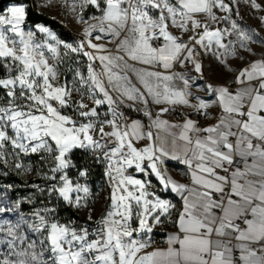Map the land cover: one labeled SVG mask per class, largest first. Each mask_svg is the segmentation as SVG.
Masks as SVG:
<instances>
[{
	"label": "snow or ice",
	"instance_id": "6c2138e0",
	"mask_svg": "<svg viewBox=\"0 0 264 264\" xmlns=\"http://www.w3.org/2000/svg\"><path fill=\"white\" fill-rule=\"evenodd\" d=\"M239 2L64 0L84 25L76 44L26 29L23 4L0 13V177H36L23 196L0 183V264H264V37L234 18ZM205 57L228 79L197 83ZM96 164L108 194L94 218Z\"/></svg>",
	"mask_w": 264,
	"mask_h": 264
},
{
	"label": "rangeland",
	"instance_id": "374dc122",
	"mask_svg": "<svg viewBox=\"0 0 264 264\" xmlns=\"http://www.w3.org/2000/svg\"><path fill=\"white\" fill-rule=\"evenodd\" d=\"M35 4V8L39 12H43L46 14V16H49L52 19L58 20L60 23H62L70 32L75 34L76 39L74 38H69V39H61L58 35V33L50 28L47 25L44 24H35L31 25L25 22V27L26 29H31V30H36V27L39 26H44L49 28L56 36L58 39L67 42V43H73L76 44L79 40L83 38L82 33H83V28L84 25L80 24L77 22L76 18V13H73L69 11V6L64 3V0H32ZM258 3H260L262 6H264V0H257ZM23 4L27 7L26 3L23 0H19L17 2H11L7 4L4 8V10L0 13H3L6 11V9L9 6L12 5H20ZM239 8V17H235L237 19L238 23L241 25V27L244 28H251V29H256L261 37H264V27L261 26L259 17L264 16V12H256L255 10L251 9L248 4L244 2V0H240L238 4ZM96 14L95 10L89 6L85 11H84V16L85 18L90 17L91 15ZM91 22V21H90ZM175 32V30H173ZM178 34V33H177ZM41 37L43 34H39ZM97 42V41H93ZM104 41H100L99 43H103ZM111 47V45H108ZM253 48L255 49L257 55L261 54L264 52V48H261L259 44L253 45ZM245 56H247V53H244ZM253 57H248V59H252ZM86 58H81V66L83 68L84 60ZM204 77L201 80H198L197 83L203 85L205 83H223L226 79H228V74L225 72V70L219 66L217 63L214 62V60L211 57H205L204 58ZM242 63L240 61H233V67H242ZM193 92L196 94H199L201 96L205 95L203 92L198 91L195 87L193 88ZM126 105H132V107H122L121 110L125 113V116H127V111H135L140 113V118L135 117L131 119H139L141 120L145 125L148 123L147 117H145L142 113V111H137L135 109H142L143 106L140 104H132L130 101H125ZM153 111H156L157 106H150ZM106 109H102L104 111ZM180 111H190V109H181ZM165 118H170V115H166ZM147 119L146 121H143ZM174 121V120H171ZM175 122V121H174ZM142 146V145H138ZM34 175H28V177H31ZM91 182V176L89 179V183ZM91 185V184H90ZM95 195L96 203H95V211L93 212V217L97 218L100 213L103 211L104 208V203H105V197L108 194V188L107 185L104 181V179H100L97 181V185L91 186ZM27 211V210H25ZM80 214L84 219L86 220V215L83 211L77 212Z\"/></svg>",
	"mask_w": 264,
	"mask_h": 264
},
{
	"label": "trees",
	"instance_id": "16d2710c",
	"mask_svg": "<svg viewBox=\"0 0 264 264\" xmlns=\"http://www.w3.org/2000/svg\"><path fill=\"white\" fill-rule=\"evenodd\" d=\"M17 1L19 0H0V12L4 10L7 4L11 2H17ZM23 1L27 5L26 20H25L26 23L31 24V25L41 23L55 30L61 39H69V38L76 39L75 34L70 32L58 20L52 19L49 16H46V14H44L43 12L37 11L35 8V4L32 0H23ZM127 114L132 118H135V117L140 118V113L135 112V111H127ZM76 158L80 160L81 162H84L85 159H88V161L90 162V158H85L83 153L81 152L76 153ZM103 171L104 169L102 165H98V164L93 165L92 170H91V182H90L91 186L97 185V181L100 179H104L105 181V178L103 176ZM34 180H36L35 176H31V177L17 176L15 173H11V172L9 173L7 177H0V183H3V184L11 183V184H15L18 186L16 189V193H15L16 196L26 195L29 190L25 187H19V186L24 184L25 182L31 183ZM61 216L64 219H68L72 216H77L80 218L81 222L85 220L84 217H82L80 214H78L76 211L72 209H61Z\"/></svg>",
	"mask_w": 264,
	"mask_h": 264
},
{
	"label": "built area",
	"instance_id": "2783aa9c",
	"mask_svg": "<svg viewBox=\"0 0 264 264\" xmlns=\"http://www.w3.org/2000/svg\"><path fill=\"white\" fill-rule=\"evenodd\" d=\"M128 118L131 119V117L127 114ZM170 118L173 119L175 122H182L183 120V117H181L180 115H178L177 113H173L172 115H170ZM193 119H196L197 117L193 116L192 117ZM201 123H206L204 120H201ZM169 166L170 168H172L173 170V175L179 179V180H182V181H186V177H184V175L181 174V169H183V166L178 164L177 162L175 161H169L167 162V168L169 169ZM156 184V183H154ZM157 233H154L153 235V247H157V246H161V247H166V244H165V237H160V235H158V232H160V230H157L156 231Z\"/></svg>",
	"mask_w": 264,
	"mask_h": 264
},
{
	"label": "crops",
	"instance_id": "0c3cea01",
	"mask_svg": "<svg viewBox=\"0 0 264 264\" xmlns=\"http://www.w3.org/2000/svg\"><path fill=\"white\" fill-rule=\"evenodd\" d=\"M142 119V118H140ZM169 120H173L171 118H167ZM147 119L143 120V121H146ZM206 123H210L211 121H205ZM169 173L174 177L176 178L174 175H173V170L172 168H170L169 166ZM183 172H184V169H181V174L183 175ZM177 179V178H176ZM179 180V179H178ZM153 183H157L155 181V179L153 178ZM159 194L164 197V198H169V199H174L172 194L171 193H166V192H159ZM174 202H176V200L174 199ZM177 206L179 207V204H177ZM157 230H160V232H158V235H160V237H165L166 238V234L171 231V227L168 226V225H162V226H158L156 229H154V233H157L156 231ZM154 235V234H153ZM157 247H160V248H164V247H161V246H157ZM149 251H151V249H149Z\"/></svg>",
	"mask_w": 264,
	"mask_h": 264
}]
</instances>
